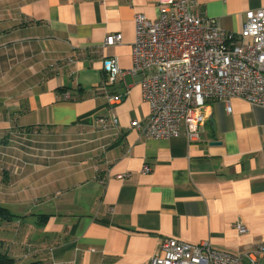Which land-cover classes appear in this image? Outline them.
I'll list each match as a JSON object with an SVG mask.
<instances>
[{
    "label": "crops",
    "instance_id": "crops-1",
    "mask_svg": "<svg viewBox=\"0 0 264 264\" xmlns=\"http://www.w3.org/2000/svg\"><path fill=\"white\" fill-rule=\"evenodd\" d=\"M263 7L197 0L193 11L238 33ZM160 11L159 0H0V204L18 215L0 237L19 261L150 264L175 237L249 264L264 244V107L213 101L194 142L184 128L154 139L131 125L150 117L131 73L135 16ZM115 33L121 43L106 45ZM109 56L122 74L106 91Z\"/></svg>",
    "mask_w": 264,
    "mask_h": 264
},
{
    "label": "built area",
    "instance_id": "built-area-1",
    "mask_svg": "<svg viewBox=\"0 0 264 264\" xmlns=\"http://www.w3.org/2000/svg\"><path fill=\"white\" fill-rule=\"evenodd\" d=\"M160 14L151 19L135 16L132 44V74H142L143 99L150 106L148 121L134 120L132 127L143 136L170 139L181 135L194 142L200 139L209 105L224 101L228 112L231 101L243 99L254 107H264V7L246 12L243 29L238 33L221 28L214 18L193 11L197 0H159ZM122 35L106 38V45L120 44ZM107 91L122 74L118 58L103 60ZM113 99V97H110ZM102 131L117 127L98 118ZM150 171L149 167L144 168ZM240 233L246 228L236 225ZM264 256V244L256 255ZM150 264H246L239 254L214 248L210 241L192 244L175 237L162 241V253Z\"/></svg>",
    "mask_w": 264,
    "mask_h": 264
},
{
    "label": "trees",
    "instance_id": "trees-1",
    "mask_svg": "<svg viewBox=\"0 0 264 264\" xmlns=\"http://www.w3.org/2000/svg\"><path fill=\"white\" fill-rule=\"evenodd\" d=\"M18 217L13 214L9 208L0 204V229L3 227L4 222ZM48 217V215H46ZM0 264H39V262H21L17 258L13 257L5 249V241L0 237Z\"/></svg>",
    "mask_w": 264,
    "mask_h": 264
},
{
    "label": "water",
    "instance_id": "water-1",
    "mask_svg": "<svg viewBox=\"0 0 264 264\" xmlns=\"http://www.w3.org/2000/svg\"><path fill=\"white\" fill-rule=\"evenodd\" d=\"M214 143H218V142H214Z\"/></svg>",
    "mask_w": 264,
    "mask_h": 264
}]
</instances>
